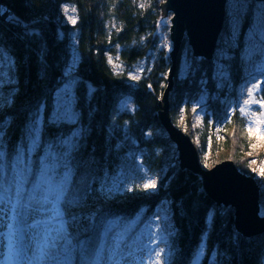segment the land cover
<instances>
[{
  "label": "snow or ice",
  "instance_id": "snow-or-ice-1",
  "mask_svg": "<svg viewBox=\"0 0 264 264\" xmlns=\"http://www.w3.org/2000/svg\"><path fill=\"white\" fill-rule=\"evenodd\" d=\"M227 8L233 37L238 36L243 21L252 13L239 58L246 71L260 74L259 79H252L247 98L242 103L237 100L235 109L241 116L258 115L260 119L255 123L264 125V0H227ZM3 12L0 9V14ZM63 12L71 24L77 23L75 7H64ZM9 22L24 29L18 39H29L28 49L36 57L38 79L47 82L49 50L40 33L15 17ZM58 39L62 40L63 34H58ZM32 43H36L35 49ZM163 46L168 47L166 39ZM230 59L228 52L221 49L214 60L211 79L218 89L227 84L230 76V65L221 61ZM20 63L15 49L0 40V264H177L180 249L174 239L176 230L171 226L169 201L160 206L163 215L156 214L159 222L150 221L139 234L132 223H124L104 210L108 201L125 191L157 192L159 181L153 177L135 187H125L128 171L138 173L143 169L142 163H136L134 153L120 156L125 143L131 141L126 128L109 126L104 157L95 155L94 146L89 148L94 89L79 74L80 58L75 45L70 43L60 60V75L54 85L45 83L39 99L18 107ZM195 71H200L195 61L186 60L183 77ZM128 79L137 81L140 77L129 74ZM200 83L204 85L207 80L202 78ZM82 99L87 103L86 110ZM208 99L206 89L201 87L199 97L192 100L196 120L202 122L200 113L206 110ZM253 105L259 107L254 109ZM133 110L129 99L120 101L118 111ZM252 123L249 121V132L253 131ZM10 130L19 132L14 140ZM255 131L264 135L260 127ZM118 132L120 142L113 146L111 138ZM113 150L119 163L110 171L107 157ZM259 174L264 177V169ZM211 219L209 212L206 226ZM206 236L207 232L203 233L192 249L188 264H204L209 255ZM230 241L239 247L238 234ZM217 254L213 251L207 264H225L227 253H221L219 261Z\"/></svg>",
  "mask_w": 264,
  "mask_h": 264
},
{
  "label": "trees",
  "instance_id": "trees-1",
  "mask_svg": "<svg viewBox=\"0 0 264 264\" xmlns=\"http://www.w3.org/2000/svg\"><path fill=\"white\" fill-rule=\"evenodd\" d=\"M163 1L0 0V4L11 13L5 21H0V40L13 47L16 56L21 58L17 106L27 105L39 99L45 83L49 86L54 85L56 78L60 75L59 62L71 43L70 35H75V48L80 58L79 74L94 89L91 106L95 113L91 121L93 131L89 139V148L94 146L95 155L104 157L109 126L114 125L118 129L126 128L131 141L125 143L120 156L123 157L129 152L136 155L145 150L141 163L143 162L149 169H160L162 155L158 153V150L164 147L169 148L170 141L161 136L151 138L145 136L150 129L162 128L158 122L160 114L158 105L162 101L165 90L162 82L166 80L159 74L165 73L167 61L166 54L158 50L157 44L163 21L161 12ZM66 4L76 9L78 19L72 27L63 25L60 21L61 5ZM12 17L39 32L40 39L47 45L49 50L47 59L50 65L47 82L38 79L36 57L28 49L29 39H18L24 29L9 22V18ZM251 23V16L249 18L247 16L242 28L238 55L244 46L243 34ZM58 34H63L62 40L58 39ZM31 47L35 49L36 43H32ZM29 55H31L30 60ZM112 56H119L127 67L142 61L145 57L155 56L156 61L152 70L142 75L143 77L133 86L129 84L126 74L115 72L110 67L109 57ZM179 59L180 53L176 59L177 71ZM210 69L205 63L199 72L200 78L205 76L206 72L209 73ZM187 90L192 94L196 88L188 87ZM184 92H186L185 89L178 87L174 89L173 87L168 94L169 106L172 108V112L169 110V116L172 122L173 113L177 111V105L181 102ZM127 96L132 98L135 110L118 113L119 100ZM81 105L85 110L87 109V103L83 99ZM207 112L206 122H208L209 114H212L219 122L225 118L222 105L220 107L212 103ZM125 121L128 122L127 125ZM244 122L245 120L235 110L223 125L225 131L237 128L241 134L237 137L239 144L234 151L236 154L245 153L248 147L245 133L246 123ZM10 135L14 140L19 132L10 130ZM120 138L121 133L118 132L111 138L112 145L120 142ZM107 159L111 162L109 169L111 171L112 167L119 163L117 152L113 150ZM103 162L101 160V163ZM168 177L167 187L159 191L162 196L158 195L156 198L161 196L170 201L173 224L177 234L176 243L184 255L180 264H188L192 249L199 243L205 232H207V253L210 255L213 251H217L218 261L221 260V253H227L224 257L225 264H261L264 260V233L251 238L239 235L234 228L233 210L216 208L204 192L198 176L188 171H181L175 166L173 173ZM141 178L139 173L128 171L125 187H135L137 183L135 180L140 181ZM259 196V206L264 208V190H260ZM154 199L149 198L144 192L125 191L108 201L104 205V210L113 217L122 218L126 223L138 212L142 203L147 204ZM209 212L212 213V219L206 226V217ZM234 234L239 235L238 248L234 247L230 241V237ZM209 255L205 256L204 264H207Z\"/></svg>",
  "mask_w": 264,
  "mask_h": 264
},
{
  "label": "rangeland",
  "instance_id": "rangeland-1",
  "mask_svg": "<svg viewBox=\"0 0 264 264\" xmlns=\"http://www.w3.org/2000/svg\"><path fill=\"white\" fill-rule=\"evenodd\" d=\"M165 1H163L164 3ZM68 7L69 10H71V5H61L60 8V21L63 25H66L68 27L74 26L71 24L68 20V18L65 16L63 12V8ZM69 15H72L71 11H69ZM77 16V14L75 13ZM251 16L252 21V13L249 12L248 18ZM171 18L172 14H164L163 15V21L162 26L160 29V35H159V42L157 44L158 50L162 51L166 54V69L165 73H160L159 75H162L161 77L164 78L166 81L162 82V85L164 88H166L167 84V77L168 73L170 72L171 63L172 60L170 58V53L173 48V44L171 43V37H170V28H171ZM244 22L242 23L241 28L238 30V36L233 37L231 34V24L229 19V13L228 8L226 10V23L224 27L223 34L221 35L220 39H218V46L216 49V52L214 54V57L209 62L204 60L200 57H195L192 54L191 47L187 43L186 39H184L182 44V50L180 53V59H179V65H178V71H176V75L173 79L174 89L175 88H182L185 89L186 92H184L182 95L181 102L177 105V111L173 113V124L175 127H177L180 131H182L185 135L189 136L193 142V144L196 146L198 151L199 162L203 169L210 170L217 164H220L223 161H232L235 163L236 167L239 169L240 172H243V174L253 178L258 186L260 187V190H264V177H262L259 172L261 169H264V135H260L255 131V128L260 127L262 130H264V125H259L258 123H255L260 119L258 115L255 116H241L238 109H235V105L237 103V100H239L240 103L243 102V99L247 98V86L250 85V82L253 78L259 79L260 74L254 73V72H248L245 70V67L241 65L240 62V55H238L237 51L239 49V44L241 42V35L243 33L242 28L244 27ZM248 31V30H247ZM247 31L245 33H247ZM243 38V43L245 44V34ZM75 35H70L71 43L75 45ZM165 39L168 42V47H164V41ZM243 44V45H244ZM244 48V46L240 49ZM221 49H224L228 52V55L232 57L230 60L221 61V63L230 65V76L227 84L225 86H222L221 88L216 87V82L211 79L212 77V69L214 66V60L216 59L219 51ZM112 63H110V67L113 68L115 72L126 74V78L128 79L129 74H138L140 79L143 77L142 75L147 74L152 70L154 67L155 59L156 57H145L142 61L137 62L134 65H131V67L125 66V63L122 62L119 58V56H112ZM192 62L195 61V67L197 69H200V71L205 66V63L210 69L209 73L206 72V75L203 76V79L207 80V83L204 85H201L200 81L202 78H200L199 72L195 71L193 74L187 78L183 77L182 70L184 68L185 61ZM158 61V60H157ZM119 66V67H114ZM142 70V71H141ZM207 71V70H206ZM199 75V77H198ZM208 75V76H207ZM139 79V80H140ZM132 81L129 80L130 85H136V83L139 81ZM177 86V87H176ZM196 88L195 92L190 94V92H187V88ZM203 87L206 89L207 94L209 96V99L206 101V110L201 114L202 116V122L199 120H196L194 117V114L191 111L192 107V100L199 97L200 89ZM243 89V91H242ZM262 94H264V84H261ZM259 98V95H258ZM123 99H129L132 103V106L135 110V106L133 103V100L131 97H122V99L119 100L117 109L119 106V103ZM168 103H170V100L168 99ZM212 103H215L221 107L224 108V119L220 122L216 120L212 114H209L208 122L205 121V116L208 113L207 111L211 108ZM170 105V104H169ZM254 109H257L258 105L252 106ZM184 108L185 111L183 113L180 112V109ZM238 111L240 116L245 120L244 123H246V130L245 133L247 135V150L245 153L239 152L236 154L234 151L237 148V145L239 144V141L237 139L238 135H241L239 133V130L237 128L231 129V131H225L224 130V123H226L229 120V117L226 115V113H231L233 111ZM133 110V111H134ZM169 110L172 112V108L169 106ZM133 111H127V112H133ZM118 113H121L119 111ZM209 121H212V124H209ZM249 121H253L252 128L253 131H248V125ZM148 133H151V135H148ZM155 136H161L162 138L168 139L166 133L164 132L163 128H157V129H150L146 133V138H151ZM171 145L169 148H163L162 150H158V153L162 155L161 157V166L160 169H149L143 162V169L138 172L140 176L142 177L140 181H137L136 184H142L145 179L156 177L159 181V189L155 193L147 194L149 198H155L154 200H151L149 203L144 204L142 203L140 205V209L137 213L133 215L126 223H132L134 226L138 228L137 234H139V231H142L144 229L145 224L149 223L150 221L155 224L159 221L156 219V214L161 213L163 215L161 210V204L164 201H169L166 198H162L161 193L159 192L162 188L165 189L168 185V175H171L173 173V170L175 166L179 167V161H178V154L176 152L175 146L170 143ZM145 153V150L137 153L135 155L136 163H141L142 155ZM254 161V163H253ZM240 166V167H239ZM245 172V173H244ZM168 177V178H166ZM162 183V184H161ZM146 194V193H145ZM158 195V198H156ZM170 202V201H169ZM153 204V205H152ZM152 205V206H151ZM170 206V205H169ZM259 217H264V208L260 206V213ZM170 220H171V226L175 229V226L173 224V217L172 213L170 212ZM177 234L175 236V243L177 240ZM200 241V240H199ZM176 246L178 247L177 243ZM184 255L179 252L177 264H180V261L183 260Z\"/></svg>",
  "mask_w": 264,
  "mask_h": 264
},
{
  "label": "water",
  "instance_id": "water-1",
  "mask_svg": "<svg viewBox=\"0 0 264 264\" xmlns=\"http://www.w3.org/2000/svg\"><path fill=\"white\" fill-rule=\"evenodd\" d=\"M161 5L163 15L171 13L170 37L173 44L172 60L168 73V85L158 105V122L178 154L179 169L198 176L203 190L216 208L232 209L234 228L244 238L260 236L264 233V217L260 213V187L256 181L243 174L232 161H223L210 170H205L199 162L198 151L191 138L180 131L169 116V95L173 90L176 75V59L184 39L191 47L193 56L212 60L223 34L226 23L227 0H164ZM5 21L10 11L0 4Z\"/></svg>",
  "mask_w": 264,
  "mask_h": 264
}]
</instances>
